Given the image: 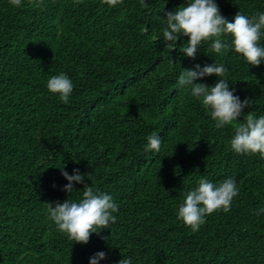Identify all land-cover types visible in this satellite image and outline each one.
<instances>
[{
    "label": "trees",
    "instance_id": "16d2710c",
    "mask_svg": "<svg viewBox=\"0 0 264 264\" xmlns=\"http://www.w3.org/2000/svg\"><path fill=\"white\" fill-rule=\"evenodd\" d=\"M228 20L264 11V0H216ZM185 0H0V264H264V158L230 149L235 124L216 129L203 105L175 87L180 70L220 60L229 89L251 101L238 122L264 115V63L248 66L201 45L195 60L162 39L167 13ZM170 59L173 64L170 63ZM65 72L74 83L68 104L47 79ZM216 76L195 83L209 87ZM163 138L159 153L146 137ZM79 169L82 184L111 194L117 221L87 244L56 229L47 203L70 194L62 176ZM203 176L234 177L240 189L230 212H214L198 232L177 218L184 192ZM79 194L73 193L70 198ZM73 243V244H72Z\"/></svg>",
    "mask_w": 264,
    "mask_h": 264
},
{
    "label": "clouds",
    "instance_id": "9594fccd",
    "mask_svg": "<svg viewBox=\"0 0 264 264\" xmlns=\"http://www.w3.org/2000/svg\"><path fill=\"white\" fill-rule=\"evenodd\" d=\"M42 3V0H38ZM109 8H115L122 0H101ZM144 4L145 0H141ZM10 6L19 8L23 0H9ZM164 27L157 40L162 39L166 50L171 52L177 48V41L182 42L179 52L183 57L195 60L201 45H207L206 52L223 57L229 53L243 60L248 66H259L264 63V11L257 10L252 15L238 12L232 20L224 17L216 0H185V4L167 13L161 18ZM170 63H172L170 59ZM229 69L225 63L215 59V63L195 64L192 68L180 70L175 87L187 90L189 95L199 101L216 129L235 124L230 139V149L236 154L256 155L264 158V115L250 112L244 117L246 122H238L243 110L251 106V101H241L235 90L229 89ZM216 76L217 82L209 87L204 83H195L205 77ZM49 93L55 95L64 104L70 102L74 90L73 80L65 73L50 76L46 81ZM145 152L157 154L164 143L158 133L146 137ZM62 176L68 183L63 190L68 194L78 193L76 198L66 199L55 206L47 203V215L56 229L73 243L87 244L92 234L99 235L103 229H110L117 221L119 205L113 196L93 186L85 185L83 191H75V184L84 183L90 175L81 174L73 169L69 174L61 167ZM92 181V180H91ZM239 187L234 177H227L220 183H213L201 176L196 186L184 192L179 204L177 218L191 231L198 232L206 223L207 216L214 212L231 210L235 197L239 195ZM257 217L264 215V206L254 210ZM72 243V244H73ZM106 258L104 251L97 252L89 259V264H99ZM118 264H132L130 257L118 261Z\"/></svg>",
    "mask_w": 264,
    "mask_h": 264
}]
</instances>
